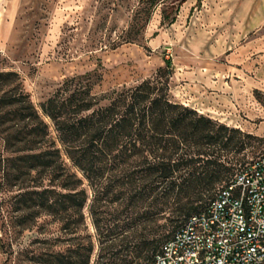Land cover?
<instances>
[{"label":"trees","instance_id":"16d2710c","mask_svg":"<svg viewBox=\"0 0 264 264\" xmlns=\"http://www.w3.org/2000/svg\"><path fill=\"white\" fill-rule=\"evenodd\" d=\"M165 61L155 77L102 94L96 73L69 78L41 115L0 54L2 253L24 264H91L88 212L94 264H152L232 181L230 153L257 137L172 101ZM44 217L59 225L53 246L14 250Z\"/></svg>","mask_w":264,"mask_h":264},{"label":"rangeland","instance_id":"374dc122","mask_svg":"<svg viewBox=\"0 0 264 264\" xmlns=\"http://www.w3.org/2000/svg\"><path fill=\"white\" fill-rule=\"evenodd\" d=\"M202 5L203 0H0V54L41 115L42 103L69 78L96 73L101 80L93 92L102 94L155 77L170 59L172 101L257 137L243 139L244 149L230 153L239 173L264 154V0H225L230 11L251 7L245 17L258 21L234 54L203 60L189 54L185 43L155 41L186 32L185 24ZM176 18L182 19L181 28L170 30ZM7 155L0 133V156ZM86 223L83 234L96 244L94 264L99 247L88 212ZM56 237L59 225L44 217L17 239L14 250L52 247L48 240ZM0 264L24 263L0 251Z\"/></svg>","mask_w":264,"mask_h":264},{"label":"built area","instance_id":"2783aa9c","mask_svg":"<svg viewBox=\"0 0 264 264\" xmlns=\"http://www.w3.org/2000/svg\"><path fill=\"white\" fill-rule=\"evenodd\" d=\"M152 264H264V154L190 217Z\"/></svg>","mask_w":264,"mask_h":264},{"label":"crops","instance_id":"0c3cea01","mask_svg":"<svg viewBox=\"0 0 264 264\" xmlns=\"http://www.w3.org/2000/svg\"><path fill=\"white\" fill-rule=\"evenodd\" d=\"M250 15L251 7H248V10L230 11V6H225V0H203V5L192 20L185 24L186 32L178 37L164 34L161 35L162 39L159 37L155 41H169L170 45H173L171 42L177 45L185 43L189 54L204 57L203 60L231 55L258 25L256 18L245 17ZM181 24L182 19L176 18L174 22H170V30L179 28ZM190 31L192 38H189ZM184 33L186 36L183 35Z\"/></svg>","mask_w":264,"mask_h":264}]
</instances>
